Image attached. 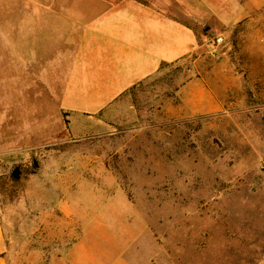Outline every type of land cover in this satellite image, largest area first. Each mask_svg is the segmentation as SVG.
<instances>
[{
	"label": "rangeland",
	"instance_id": "obj_1",
	"mask_svg": "<svg viewBox=\"0 0 264 264\" xmlns=\"http://www.w3.org/2000/svg\"><path fill=\"white\" fill-rule=\"evenodd\" d=\"M206 40L201 65L131 89L111 131L76 139L48 104V130L0 152L5 264H264V33ZM215 66L223 107L186 113L181 87Z\"/></svg>",
	"mask_w": 264,
	"mask_h": 264
},
{
	"label": "crops",
	"instance_id": "obj_2",
	"mask_svg": "<svg viewBox=\"0 0 264 264\" xmlns=\"http://www.w3.org/2000/svg\"><path fill=\"white\" fill-rule=\"evenodd\" d=\"M263 33L264 0H0V111L19 128V138L5 141L0 118V152L26 144L35 129L48 130V104L57 105L62 122L66 115L76 139L107 133L135 86L193 56L201 65L213 45L207 37ZM215 70L183 84L186 113L223 107L212 89ZM4 252L0 218V264Z\"/></svg>",
	"mask_w": 264,
	"mask_h": 264
},
{
	"label": "water",
	"instance_id": "obj_3",
	"mask_svg": "<svg viewBox=\"0 0 264 264\" xmlns=\"http://www.w3.org/2000/svg\"><path fill=\"white\" fill-rule=\"evenodd\" d=\"M14 177H17L18 175H17V171H15V173H14V175H13Z\"/></svg>",
	"mask_w": 264,
	"mask_h": 264
},
{
	"label": "built area",
	"instance_id": "obj_4",
	"mask_svg": "<svg viewBox=\"0 0 264 264\" xmlns=\"http://www.w3.org/2000/svg\"><path fill=\"white\" fill-rule=\"evenodd\" d=\"M220 41V40H219Z\"/></svg>",
	"mask_w": 264,
	"mask_h": 264
}]
</instances>
